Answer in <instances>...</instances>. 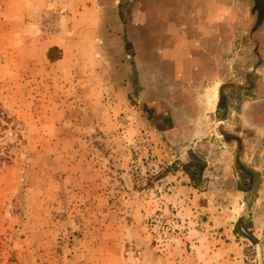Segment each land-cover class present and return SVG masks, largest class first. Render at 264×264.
<instances>
[{"label": "rangeland", "instance_id": "374dc122", "mask_svg": "<svg viewBox=\"0 0 264 264\" xmlns=\"http://www.w3.org/2000/svg\"><path fill=\"white\" fill-rule=\"evenodd\" d=\"M198 3L0 0V264H264V0L218 89L163 30Z\"/></svg>", "mask_w": 264, "mask_h": 264}, {"label": "crops", "instance_id": "0c3cea01", "mask_svg": "<svg viewBox=\"0 0 264 264\" xmlns=\"http://www.w3.org/2000/svg\"><path fill=\"white\" fill-rule=\"evenodd\" d=\"M198 1L199 3L194 9L189 12L187 8L179 18L169 19L168 23L172 26L162 29L166 33H173L176 37V42H178L176 50L180 49V55L183 56V59L180 60V71L186 72L188 63L184 61V57L190 56L189 62L191 64L187 66L190 73L193 72L191 75L196 80V84L200 83L202 78L203 81L213 82L218 89L220 87L217 83L223 85L224 81L229 79L231 53L230 8L228 4L224 3V0H221L220 6H214V2L219 3V0ZM115 8L117 7L115 6ZM146 19V14L140 16L133 14L132 16V22L142 20L144 24L150 23ZM191 35H194L196 39L189 42ZM235 54L237 56L238 52ZM184 79L185 75L183 76V85ZM140 87V94L144 95L145 86L140 85ZM143 102L146 101L143 100ZM218 102L217 99L213 107L215 110ZM228 246L231 247L230 244ZM244 248L239 244L235 245L236 258L243 259Z\"/></svg>", "mask_w": 264, "mask_h": 264}, {"label": "trees", "instance_id": "16d2710c", "mask_svg": "<svg viewBox=\"0 0 264 264\" xmlns=\"http://www.w3.org/2000/svg\"><path fill=\"white\" fill-rule=\"evenodd\" d=\"M203 169H204V167L202 166V167H200L199 168V173H201L202 171H203ZM185 174L187 175V176H189V178H190V180L192 181V182H194V176H193V173H191L190 171H189V167L188 166H185ZM237 233H240V229H239V227L237 226V228H236V230H235Z\"/></svg>", "mask_w": 264, "mask_h": 264}]
</instances>
